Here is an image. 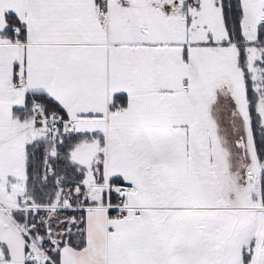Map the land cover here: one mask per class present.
Masks as SVG:
<instances>
[{
  "label": "snow or ice",
  "instance_id": "6c2138e0",
  "mask_svg": "<svg viewBox=\"0 0 264 264\" xmlns=\"http://www.w3.org/2000/svg\"><path fill=\"white\" fill-rule=\"evenodd\" d=\"M0 264H264V0H0Z\"/></svg>",
  "mask_w": 264,
  "mask_h": 264
}]
</instances>
